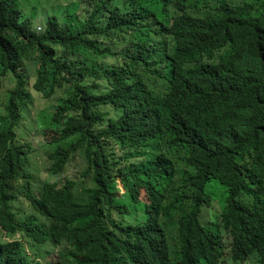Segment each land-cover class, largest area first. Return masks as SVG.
Masks as SVG:
<instances>
[{
  "label": "trees",
  "instance_id": "1",
  "mask_svg": "<svg viewBox=\"0 0 264 264\" xmlns=\"http://www.w3.org/2000/svg\"><path fill=\"white\" fill-rule=\"evenodd\" d=\"M191 3L0 0V264H264V0Z\"/></svg>",
  "mask_w": 264,
  "mask_h": 264
},
{
  "label": "rangeland",
  "instance_id": "2",
  "mask_svg": "<svg viewBox=\"0 0 264 264\" xmlns=\"http://www.w3.org/2000/svg\"><path fill=\"white\" fill-rule=\"evenodd\" d=\"M44 13H45V8H42L38 11L37 16H36V21H34V23L37 26V30H39L38 28L41 27L43 29V24H44ZM40 24V25H39ZM6 88L4 89L5 92ZM2 101L5 102L6 101V96H2L1 97ZM35 108L37 110H39L36 114H35V122H36V129L34 131H32L30 133V137H28V139H32V141L34 142V147H35V154H34V163L36 162L38 164V166L40 167V169L42 170V173H39V177L42 180H47V179H52L54 180V182L57 180L56 177L50 178L49 174L46 172V168H47V152H50L52 147L48 144L47 138L42 134V132L46 133L47 135H49L52 139L56 136V134L54 133V131H49L47 132V128L45 125H40L41 123H44L46 121L47 118V114L50 113V111L48 109H45V107L42 104H35ZM2 108L0 107V114H3ZM84 164H82L81 159L77 158L74 161L70 162L69 165H67L66 167V171L63 175L69 177V178H73L76 177L77 180H87L85 178L82 177V174L84 175V177H88L87 175V171L84 169ZM34 167H31V169H33ZM89 183V182H88ZM118 188H120L121 193H125L123 186L118 182ZM207 192H215L213 198L215 199V205L219 206V202L220 199L219 198V194H217V191L215 189H212L210 186H207L206 189ZM27 204V203H24ZM28 205V204H27ZM27 205H23V208H27V213L30 212V208L28 209ZM214 211V209H209V210H204L202 217H200V222L202 225H206L205 223L208 221V219L210 218V214ZM138 218L144 220V214L140 213L138 215ZM212 221L211 224L213 223L212 227L215 229V222H214V217L211 216ZM210 224V226H211ZM24 244L27 247H29L30 245L24 240ZM48 250V249H47ZM43 251H45V249H43ZM60 255H58L57 253L54 252V254L50 255V256H46L45 258H43V263H47L50 262L51 264H61V262H63L62 257H59ZM247 264H259L257 259L255 257H251L250 261H247Z\"/></svg>",
  "mask_w": 264,
  "mask_h": 264
},
{
  "label": "clouds",
  "instance_id": "3",
  "mask_svg": "<svg viewBox=\"0 0 264 264\" xmlns=\"http://www.w3.org/2000/svg\"><path fill=\"white\" fill-rule=\"evenodd\" d=\"M196 6L198 7H202V6H206L208 8H216L217 7V0H192V3L188 5V8H195ZM41 31V27L38 28ZM38 30V31H39ZM215 30L210 29V31L206 34H204V36H209L211 35ZM205 48L208 50L209 48L207 46H205ZM231 50V45H227V49H222V50H226V51H230ZM210 50V49H209ZM212 54L209 52V54H206L207 57L211 56ZM213 57V56H212ZM214 58V57H213ZM29 248V247H27ZM44 249V248H43ZM30 253H33V250L30 249ZM50 256V255H49ZM43 262V260H42Z\"/></svg>",
  "mask_w": 264,
  "mask_h": 264
}]
</instances>
